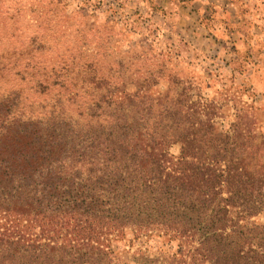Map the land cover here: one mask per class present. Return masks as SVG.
<instances>
[{"label":"trees","instance_id":"1","mask_svg":"<svg viewBox=\"0 0 264 264\" xmlns=\"http://www.w3.org/2000/svg\"><path fill=\"white\" fill-rule=\"evenodd\" d=\"M184 94L158 96L153 116L135 91L90 105L84 124L10 117L0 128V264H118L112 240L126 228L176 239L186 249L176 264H264L254 219L264 214V137L218 131Z\"/></svg>","mask_w":264,"mask_h":264},{"label":"rangeland","instance_id":"2","mask_svg":"<svg viewBox=\"0 0 264 264\" xmlns=\"http://www.w3.org/2000/svg\"><path fill=\"white\" fill-rule=\"evenodd\" d=\"M134 1L0 0V128L18 116L84 124L90 105L135 91L153 116L169 90L185 91L189 110L220 132L264 137V0ZM177 6L195 18L187 27L204 26L194 38ZM116 238L118 264H176L172 255L186 253L157 232Z\"/></svg>","mask_w":264,"mask_h":264},{"label":"crops","instance_id":"3","mask_svg":"<svg viewBox=\"0 0 264 264\" xmlns=\"http://www.w3.org/2000/svg\"><path fill=\"white\" fill-rule=\"evenodd\" d=\"M157 1V0H155ZM135 4H141L143 2V0H135L134 1ZM161 7H166L165 5H162ZM179 9L177 10V19L176 20H184V21H187L186 24H184V31H186L187 34H190L192 36V38H194V30H198V31H202L204 26H201L200 22L199 21H196V24L195 25H192V26H189L187 27L186 25L189 23H191L195 18L192 17V15H189L188 12L184 9H180V6H177ZM167 19H165L164 21H166ZM198 31H196V34H198Z\"/></svg>","mask_w":264,"mask_h":264}]
</instances>
